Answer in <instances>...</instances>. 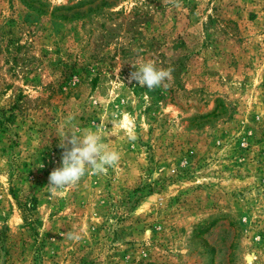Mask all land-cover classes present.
<instances>
[{"label": "rangeland", "instance_id": "obj_1", "mask_svg": "<svg viewBox=\"0 0 264 264\" xmlns=\"http://www.w3.org/2000/svg\"><path fill=\"white\" fill-rule=\"evenodd\" d=\"M178 2L0 0V264H264V0ZM69 113L121 159L53 191Z\"/></svg>", "mask_w": 264, "mask_h": 264}, {"label": "clouds", "instance_id": "obj_2", "mask_svg": "<svg viewBox=\"0 0 264 264\" xmlns=\"http://www.w3.org/2000/svg\"><path fill=\"white\" fill-rule=\"evenodd\" d=\"M169 2L176 8L181 7L178 0H169ZM132 66L135 71L129 73V82L135 81L139 86H146L149 90L161 86L166 88L168 84L165 82L172 78L171 68H157L151 60ZM117 79L119 80V77ZM73 119L74 114L69 113L58 133L59 146L63 151L60 166L54 168L48 177L47 186L53 191H60L68 186H78L89 171L97 175L104 174L108 168L116 166L121 159L118 150L103 142L104 136L101 132L91 128L74 131L73 128L78 126L72 124ZM127 138L129 141L137 139L131 129ZM67 238L78 241L81 235L77 231H72L67 233Z\"/></svg>", "mask_w": 264, "mask_h": 264}]
</instances>
